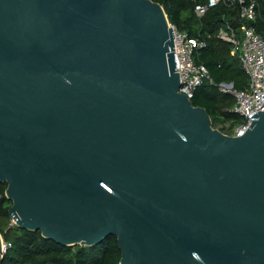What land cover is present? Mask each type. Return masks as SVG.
Masks as SVG:
<instances>
[{
	"label": "water",
	"instance_id": "95a60500",
	"mask_svg": "<svg viewBox=\"0 0 264 264\" xmlns=\"http://www.w3.org/2000/svg\"><path fill=\"white\" fill-rule=\"evenodd\" d=\"M174 39L152 0H0L15 225L63 246L115 236L120 264H264V110L240 137L213 128L179 92Z\"/></svg>",
	"mask_w": 264,
	"mask_h": 264
},
{
	"label": "trees",
	"instance_id": "16d2710c",
	"mask_svg": "<svg viewBox=\"0 0 264 264\" xmlns=\"http://www.w3.org/2000/svg\"><path fill=\"white\" fill-rule=\"evenodd\" d=\"M165 10L168 21L190 38L205 43L197 53V64L206 66L214 84L209 82L198 87L191 101L195 107L206 109L213 128L221 121L240 123L243 119L233 113L235 99L219 92L217 85L232 82L239 90L248 88L249 79L237 56L231 54V45L219 40L216 35L223 26L224 18L231 17L225 5L210 10L198 18L190 0H152ZM260 17L255 24L258 34L264 38V0H256ZM203 3L204 0H197ZM222 131V130H221ZM222 133L227 134L222 131ZM7 185L0 183V233L6 245L2 264H120L121 250L115 236H110L94 247L63 246L45 239L40 231L32 232L15 225L10 218L12 202L6 197Z\"/></svg>",
	"mask_w": 264,
	"mask_h": 264
},
{
	"label": "built area",
	"instance_id": "2783aa9c",
	"mask_svg": "<svg viewBox=\"0 0 264 264\" xmlns=\"http://www.w3.org/2000/svg\"><path fill=\"white\" fill-rule=\"evenodd\" d=\"M196 3L194 7L198 18L204 17L210 10L225 5L231 10V17L224 18L223 26L216 37L231 45V54L237 56L243 70L248 76L249 85L245 90H239L232 82H222L217 85L220 93L230 95L235 99L233 113L239 115L243 121L236 123L226 134L240 137L249 129L253 118L248 115L264 110L261 95H264V38L258 34L255 27L260 17V8L256 0H190ZM235 23L239 26L235 27ZM175 37V49L178 52L181 88L180 93L193 97L195 90L206 82L214 84L206 66L197 64L196 53L205 43L178 29L169 22ZM246 111V112H245ZM247 113V114H246ZM4 244L3 251L5 252Z\"/></svg>",
	"mask_w": 264,
	"mask_h": 264
},
{
	"label": "rangeland",
	"instance_id": "374dc122",
	"mask_svg": "<svg viewBox=\"0 0 264 264\" xmlns=\"http://www.w3.org/2000/svg\"><path fill=\"white\" fill-rule=\"evenodd\" d=\"M236 123H232L230 121H221L217 124L216 128L215 129H218V130H222L223 132L227 133L229 132V130L235 126ZM221 131V132H222ZM14 223V222H13ZM15 224V223H14Z\"/></svg>",
	"mask_w": 264,
	"mask_h": 264
}]
</instances>
